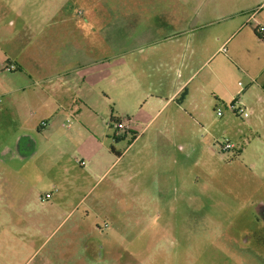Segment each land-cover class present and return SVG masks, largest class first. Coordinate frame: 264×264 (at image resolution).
Segmentation results:
<instances>
[{
  "label": "rangeland",
  "instance_id": "374dc122",
  "mask_svg": "<svg viewBox=\"0 0 264 264\" xmlns=\"http://www.w3.org/2000/svg\"><path fill=\"white\" fill-rule=\"evenodd\" d=\"M132 1L138 0H0V64L11 56L24 68L23 73H9L3 66L0 81L9 78L14 87L28 85L11 91L12 105L0 85V264H24L21 259H28L38 246L29 264H41L57 248L68 253L65 264H264V113L247 108L259 80L249 83L242 75L250 67L264 76V47L250 45L245 36L240 40L244 33L253 35L247 28L223 45L234 59L232 64L223 61L221 52L211 62L220 65L219 81L211 80L219 97H212V107L196 121L193 133L187 130L177 137L187 143L182 152L171 155L170 193L134 194L137 179L149 176L147 167L156 159L143 149L140 163L132 162L138 159L130 158L141 142L133 146L136 134L113 128L123 105L114 95V74L107 69V79L99 83L98 78V66L104 65L98 53L105 43L111 54L109 44L114 43L103 40V32L110 38L111 33L130 30L134 13L146 17L158 12L132 7ZM180 1L184 8L170 9L172 13L213 21L202 30L209 41L226 30L231 34V28L234 32L246 19V27L257 20L250 16L258 0ZM61 14L73 19L37 24L43 16ZM123 43L125 47L130 41ZM236 45L232 56L230 49ZM108 59L109 68L114 60ZM86 64L97 82L92 90L71 75L49 72L56 65L77 71ZM204 67L203 75L208 70ZM122 73L123 82L131 80L125 67ZM51 85L55 97L48 96ZM59 91L76 96L62 98ZM88 91L91 98H83ZM234 100L245 108L246 117L230 109ZM181 123L187 127L189 120ZM226 142L233 149L221 151ZM122 152L125 158L119 162ZM89 154L108 168L97 183L83 174L86 166L79 171L73 167V160L86 162ZM86 186L91 190L80 193ZM123 188L129 193L119 206L116 198ZM56 192H66L68 198L50 199ZM37 195L41 208L32 207L39 203ZM34 226L41 232L24 231ZM73 226L77 230L71 232Z\"/></svg>",
  "mask_w": 264,
  "mask_h": 264
},
{
  "label": "crops",
  "instance_id": "0c3cea01",
  "mask_svg": "<svg viewBox=\"0 0 264 264\" xmlns=\"http://www.w3.org/2000/svg\"><path fill=\"white\" fill-rule=\"evenodd\" d=\"M55 1L58 3H63V1L68 2V0ZM51 3L53 7V1H51ZM256 3V9L253 11L250 19L254 17L253 19L257 18V20L251 27H246V25H248H245L246 21H248V19H246L243 24L234 30V32H232V27L231 34H227L226 30L225 34L222 36L218 34L216 36H211L213 40L210 41L207 35L208 33H204L202 30L204 27L211 26L213 24L212 20L200 21L197 18L188 20L185 15L180 12L177 11L176 14L170 11V9L184 8L185 3L180 0L132 1L130 3L132 7L139 5V7L147 9H158V12L146 17L134 13V15L131 16L129 24L131 25L130 30L126 32H122V30L119 32L116 31L115 33H111L112 35L110 38L106 32H103V40L106 41L110 39L114 41V43L109 44L111 48L109 52L111 54H107L108 49L105 43L102 51L100 50L98 53L100 56L99 61L104 63V65L98 66L100 67V69H98L99 83L107 79V69H109L110 73L113 72L114 95L115 98L121 100L123 104L121 108H119V112L122 116L121 118H127L132 121L127 131L128 133L136 134L132 141V145L135 146L141 142V149L139 148L137 152L135 151L130 159L133 160L137 157V161L132 162L135 164L140 163V155L143 149L150 150L152 157L156 159V164L151 163L150 166L147 167V171L151 170L149 176L145 173V176L143 174L140 179H137V184L133 188L132 193L140 196L149 194L166 195L170 193L172 184V176L169 170L171 155L179 151L182 152L184 149L183 145L187 143L185 138L177 137H184L186 133L188 134V131L189 133H193L197 123L196 121L203 120L207 109L212 107V97L216 101L218 99L217 97H219V94L213 90L211 86V80L212 77H214L219 81L220 65L216 63L210 66L211 62L219 57L221 53L220 49L223 45L231 42L229 39L232 35L238 30L241 31L245 28L250 30L248 32L252 31L253 35L244 33L240 40L244 42L245 36L250 45L255 44L264 47V42H262L264 39H260L255 33L257 26H264V0H258ZM120 5L123 4L120 3ZM56 7L62 8L60 5ZM151 16H155L156 21H154ZM72 19L73 18L65 14H61L59 17H47L46 15L43 16L37 24H52L54 22L69 23ZM35 29L37 30V27H35ZM42 31L43 28L38 27V32L42 34ZM255 37L257 39H255ZM123 41H130V44L124 47ZM219 41H221V43ZM235 47H237V45L230 49L232 56H236ZM108 56L113 58L114 64L112 66H114V68H111L112 66L108 68L107 64L105 65L109 60ZM224 56L226 57H221L222 60L228 63L234 59L226 54H224ZM9 57L7 63L4 62V64H0V69L4 66L3 69L5 70L9 65H13L15 68L12 71H8L9 73H23L24 68L21 66V60L17 59V57ZM109 61L111 62V60ZM128 61H130V63L126 64ZM34 64H36V62ZM230 64H232V62ZM124 67L131 76L130 81H122ZM203 67L208 68L205 75L202 73ZM81 69L84 71L81 72ZM247 69L246 72H242L247 82L253 83L257 79L259 83L252 89V91H254L251 94L255 98L249 100V107L245 106L250 108L252 112L254 110L255 112L259 111L257 114H262L264 113V76H262V73L252 68L250 69V67H247ZM56 70L66 73L67 77L71 75L81 80V86L87 87L89 90H92L93 86L97 83L94 80L95 76L90 75L93 71L90 64L79 67L77 71L74 67L68 65H56L54 68H51L50 71H47L54 72ZM80 72L86 73L81 75ZM65 83L66 82H62V85H66ZM0 85L4 90V97L10 105H12L11 91L22 90L28 87L26 84L22 86V88L19 86L14 87L9 78L2 79ZM12 86L13 88H11ZM53 87L54 85H51V90L48 94L49 97H55V95L52 94ZM58 87L60 88V85H58L57 88ZM66 87L67 89L70 88L69 86ZM90 92L91 91L86 92L82 97L90 99ZM59 93L62 98H65L66 94L69 93L68 98H73V100L76 96H74V94L70 95L71 93L69 91H59ZM101 93L106 92L101 90ZM45 94L46 92L44 94L39 93L40 96ZM60 96L57 98H60ZM122 98H125V101L122 100ZM10 109L16 116L18 115L14 107ZM187 120H189V125L186 127L181 121ZM41 127H39V129H41ZM65 128L69 130L70 126L66 125ZM138 129H140V131L137 134ZM115 137L120 138L118 136ZM142 141L144 143H142ZM229 144L232 145L231 143ZM115 153L117 152L115 151ZM123 155L124 153L122 152L121 155L117 156V158L120 159L119 162L125 158V155ZM85 157L86 162L84 160L77 162L73 160V167L79 171L77 168L82 169L86 166V171L82 173L90 176V179L92 177V180H95L97 183L108 168L105 170L103 165L96 160L95 155L89 154L85 155ZM177 157L178 156L175 155V158ZM79 162H83L84 165L81 166ZM137 174L141 173L138 171ZM81 179L83 180V178ZM83 181L78 185L83 187ZM90 190L89 187L86 186L85 188L79 189V192L87 194ZM118 191L119 196L116 199L119 201L120 206V200L124 199L129 191L124 188ZM58 193L60 192H56L57 195H51L50 199L54 200V198L64 197V195L68 198L66 192L65 194L62 193L63 195ZM37 197L39 203L33 205V208H41L39 204L41 205L42 198L40 195H37L35 199H37ZM71 197H74V194ZM75 207L76 205L73 208L71 206L69 213H71ZM36 229L41 232V229L37 226L30 229L25 228L24 231L37 233L38 231ZM55 230H53V232ZM76 230L75 226L70 228L71 232ZM32 237L33 235H29V238ZM71 238L74 239V236ZM70 242L72 245L73 241ZM42 244L41 242L40 246ZM39 248L38 246L35 252L28 256V259H21L24 264L30 263L32 260L31 258L37 253ZM57 250L58 248L55 252H49L45 255L47 257L42 259L41 264H54L53 261L55 264H65V261L68 260V253L66 254V251L61 252V250Z\"/></svg>",
  "mask_w": 264,
  "mask_h": 264
},
{
  "label": "built area",
  "instance_id": "2783aa9c",
  "mask_svg": "<svg viewBox=\"0 0 264 264\" xmlns=\"http://www.w3.org/2000/svg\"><path fill=\"white\" fill-rule=\"evenodd\" d=\"M256 33L258 35V37L260 39H264V26H257L256 27ZM220 51L224 54H226V51H225V48L222 47L220 49ZM14 66L13 65H9L6 70L8 71H12L14 70ZM237 100V99H236ZM234 100L231 104H230V109L234 112V113H239V114H242L244 117L247 116V112L245 110V108L241 105V103H239L238 101ZM216 114L217 115H221V112L220 111H216ZM132 124V121L130 119H127V118H121L117 121H114V124H113V128L117 131H128L129 127L131 126ZM233 147L232 145H230L228 142L226 143H223L221 146H220V149L221 151H229L231 150ZM79 164L81 166L84 165L83 162H79Z\"/></svg>",
  "mask_w": 264,
  "mask_h": 264
},
{
  "label": "trees",
  "instance_id": "16d2710c",
  "mask_svg": "<svg viewBox=\"0 0 264 264\" xmlns=\"http://www.w3.org/2000/svg\"><path fill=\"white\" fill-rule=\"evenodd\" d=\"M255 33H256V30H255ZM257 34V33H256ZM115 139H116V137H115ZM134 139V138H133ZM110 151H112V152H114V149L111 147L110 148Z\"/></svg>",
  "mask_w": 264,
  "mask_h": 264
}]
</instances>
